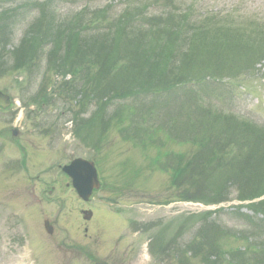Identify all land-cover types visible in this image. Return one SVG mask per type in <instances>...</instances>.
Segmentation results:
<instances>
[{"label": "rangeland", "instance_id": "obj_1", "mask_svg": "<svg viewBox=\"0 0 264 264\" xmlns=\"http://www.w3.org/2000/svg\"><path fill=\"white\" fill-rule=\"evenodd\" d=\"M174 2L183 11H188L185 15L188 16L185 24L197 30L194 38L180 47H168V42L164 40L155 47V50L162 54V64L167 65L164 77H160L158 72L157 77L149 83L145 76L148 69L145 68L130 72V75L123 74L120 80H116L115 76L117 78L120 76V74L117 76L116 66L115 70L108 74H112L109 78L105 75L109 68L99 70L97 66L92 67L91 77H94L99 85L96 92L110 96L108 98L111 99L115 98L112 92L108 94L105 91V86L113 83L119 88L132 89L131 92L140 91L139 99L135 101L131 99L126 102L120 100L109 102V99L103 98L104 102L96 106L95 98H92V103L90 99V93L92 94L94 90L86 95L88 97L82 96V84H86L85 76L90 74L85 72L88 65L81 60L83 58L79 55L76 57L74 45L70 52H66L65 44H62L58 51L59 58H68L67 63L71 62L70 57L75 61L74 65L72 61L68 66H61L63 72L71 71L65 75L53 71L45 73L40 61H34L20 73L17 71L16 77L6 76L0 79V90L13 99L9 111L5 113L0 111V131L18 128L19 135H23L20 145L25 148L27 156L25 164L22 165L20 160L23 154L17 144L11 142L7 135L0 138V264H180L179 261L167 258L171 256L169 250H173L172 240L177 234L179 239L184 234V239L178 243L176 250L179 254L186 253L181 264H199L205 254L203 251L196 257L193 251L192 255H189L193 246L196 252L200 251L199 245H194L198 243L194 242L195 239L202 240L199 232L202 237L206 235L205 239L218 251L220 258L213 257L211 259L213 264H228L226 252H235L238 248H241L239 256L241 258L246 256L239 261L258 264L254 256L250 258L245 255L243 246L255 243L258 235L264 237V230L259 231L254 227L255 223L264 224L262 214L254 216L251 212L241 213L247 214L250 218V224H247L233 211L232 208L237 204L225 202L222 205V212L212 214L208 219L217 222L222 231L214 233L204 230L202 233L198 228L203 224L204 217L199 215L190 220L181 235L182 229L179 228L187 214L216 209L182 202L159 206L144 204L150 196L164 194L162 189L167 177L168 181L170 180V174L167 177L157 176L151 179L148 181L147 189L140 192H127L122 189L123 196H113L103 190L90 204H84L74 193L68 180L58 174L59 162L68 161L65 156L69 158L77 155L86 158L95 156L103 165L105 164L106 170L103 173L105 180L116 172L120 159L132 157L136 163L142 164L144 157L142 149L147 145V140L144 139L143 147H137L138 150L131 142L122 139L126 134L132 135L135 125L138 130L139 126L148 129L155 138L160 133H168L166 130L178 129L179 133L175 139H170L169 136L159 139L162 141V145L160 144L162 151L170 158L168 161L171 166L175 165L181 160L182 155L190 154L197 149V146H194L195 137L207 132L202 131L203 128L195 122L204 116L197 108L204 106L217 108L219 112L232 113L241 118L240 120L250 122L247 129L231 132L226 143L230 141L237 147H244L247 144L251 151L258 150L257 155L250 157L251 169L255 172L249 181L244 180L246 181L244 184L249 185L248 188L252 192L247 193L250 195L264 192V130L257 126H264V57H262L264 33L263 38L254 37L257 39L255 42L250 40L251 35L264 32V0ZM21 4L3 2L0 4V11H12ZM21 9L22 7L19 9L20 13ZM60 10L66 12L64 7ZM158 11L165 17L176 16L172 10L162 11L160 8ZM13 15L6 13L0 23V34H4V37L0 38V62L9 61L11 57L9 53L18 45L25 27L21 18H17L16 21V15ZM178 15L182 16L181 13ZM42 28L38 27V30L37 28L35 30L41 36L44 35ZM233 28L234 32L231 31ZM79 40L87 52L91 45L85 44L86 36H80ZM251 46H257V49ZM248 47L254 52V61H259L254 70L237 78L232 75L226 76L224 81H214L206 76V73L214 72L223 77L228 71H237L245 67L244 59L235 51ZM36 52L40 60L45 58L44 51L37 49ZM58 61L60 62L57 60L56 65ZM103 64L109 65L108 61ZM71 65L72 70L69 68ZM192 79L198 80L199 83H191ZM182 81H188L189 86L188 90L184 89L182 92V99L174 100V108L177 111L174 110L172 101L163 103L162 98L151 101L142 93L147 94L148 89H161L167 82L166 86L171 87ZM64 88H70L71 92L75 89L77 93L66 98ZM86 89L88 90L87 87ZM41 93L49 95L52 101H48L45 107L38 108L40 103L37 102ZM176 93L177 91L167 95L174 97ZM33 98H37V107L32 104L33 100L28 102ZM28 110L33 111L30 119L39 125V130H34L33 123L29 120L30 114H27ZM71 111L76 112L75 123L72 121L75 116ZM191 114L193 117H189ZM205 118L208 121L206 116ZM181 120L182 123H179ZM224 120H227V117ZM84 131L89 137H86ZM142 132L144 133L145 129ZM80 137L85 138L89 144L81 143ZM105 139L108 140L101 150L100 146ZM253 144L257 146L255 149L250 147ZM98 148L101 151L97 154ZM152 150L155 152L154 148ZM163 160L167 158L163 157ZM9 165L13 168L7 171L5 168ZM234 168L236 167H232ZM195 185L198 187L197 183ZM123 186L119 184L117 188ZM219 188L216 176L212 182L206 181L196 190L200 196L209 199ZM189 192V196H195L193 188ZM234 195H237V192H234ZM223 197L226 199L224 195ZM85 210L94 212L92 219L96 216L95 222L83 220L82 212ZM109 214L121 219L119 225L123 230L116 229L118 221L114 220V217H111L112 221L107 219ZM182 214L186 217L181 218ZM45 220H49L54 226V233L50 236L44 228ZM130 220H133V236L128 232L127 238L124 239L122 237L126 235ZM161 222L164 227L169 228L168 238L164 240L155 237L160 230V227L156 226L159 223L162 226ZM216 234L219 238L215 237ZM194 236L196 238L192 240ZM119 239L122 243L118 244ZM87 252L95 257L96 262L87 259L83 254Z\"/></svg>", "mask_w": 264, "mask_h": 264}, {"label": "trees", "instance_id": "obj_2", "mask_svg": "<svg viewBox=\"0 0 264 264\" xmlns=\"http://www.w3.org/2000/svg\"><path fill=\"white\" fill-rule=\"evenodd\" d=\"M33 36H35V35H33ZM107 38L110 40V44H111V48H112L114 43L117 42V39L115 37L111 38L110 36H108ZM36 41H37V38H35V37L31 38L28 42L26 40H24V42L21 44V46L19 48H17L14 52L12 51L11 54H12V57L14 59L13 66L9 67V68L5 67L4 72L5 71L13 72L14 70L18 71L19 69H23L24 67H28V65L32 64L36 60V59H34L35 51H33V49H34L33 45L36 44ZM142 53H144V55L147 56V53L144 52L143 50H142ZM3 64H5V63H3ZM0 72H1V68H0ZM206 231H213L215 233L217 231V229L215 227H212L211 229L206 230ZM205 238H206V236H205ZM205 238L202 239L203 241L200 243L199 248L204 246V245H208L212 251V254L217 256V259L220 258L218 255V251L215 250L214 246L210 245V243ZM212 254L207 253L204 256L206 264H213V262L210 260V256ZM256 261L258 264H260L261 262H264V256L263 257H256ZM231 264H246V263L235 261Z\"/></svg>", "mask_w": 264, "mask_h": 264}, {"label": "water", "instance_id": "obj_3", "mask_svg": "<svg viewBox=\"0 0 264 264\" xmlns=\"http://www.w3.org/2000/svg\"><path fill=\"white\" fill-rule=\"evenodd\" d=\"M5 100H7V98H3V96L0 94V103L2 104ZM64 170L73 177L75 187L78 188L80 194L85 198L87 197V188L97 186L96 176L93 173L91 164L89 165L82 160H77ZM89 172L90 174H88ZM83 174H87L90 180L81 178L80 176ZM49 230L51 231V229Z\"/></svg>", "mask_w": 264, "mask_h": 264}]
</instances>
